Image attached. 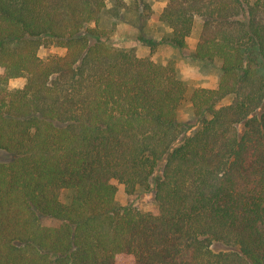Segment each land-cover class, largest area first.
<instances>
[{"label": "trees", "instance_id": "trees-1", "mask_svg": "<svg viewBox=\"0 0 264 264\" xmlns=\"http://www.w3.org/2000/svg\"><path fill=\"white\" fill-rule=\"evenodd\" d=\"M152 1L0 0V264H264V0H164L162 42L221 64L192 93L101 25Z\"/></svg>", "mask_w": 264, "mask_h": 264}, {"label": "rangeland", "instance_id": "rangeland-1", "mask_svg": "<svg viewBox=\"0 0 264 264\" xmlns=\"http://www.w3.org/2000/svg\"><path fill=\"white\" fill-rule=\"evenodd\" d=\"M153 15L151 20L138 22V17L132 13H124L118 17H109L106 15L105 20L101 22L104 27L114 26V30L109 33L110 38L115 46L123 49H135L140 58H151L154 62L171 65L175 68L178 75L186 83L188 93H192L198 88L214 89L217 87L221 76V64L219 61H199L190 55L198 41V34L193 35L188 43L190 51H180L162 42L169 30L162 26L157 20V15L166 5L164 0H153ZM110 7V5H109ZM129 22L135 23L134 25ZM143 35V41L138 36ZM147 42H146V41ZM149 41V42H148ZM65 49L54 45L41 48L39 55L41 58H47L51 55H63ZM26 79L18 78L9 82V89H21L25 86ZM224 102V104H227ZM179 120L189 129V134L199 127L200 119L195 116L191 103L186 101L179 110ZM14 156L0 150V163L10 162ZM117 187V203L120 206H132L143 212L153 211L155 207L154 190H138L136 193L129 195L126 193L122 184L114 182ZM47 223H51L48 221ZM227 247L216 243L212 250L220 252Z\"/></svg>", "mask_w": 264, "mask_h": 264}]
</instances>
